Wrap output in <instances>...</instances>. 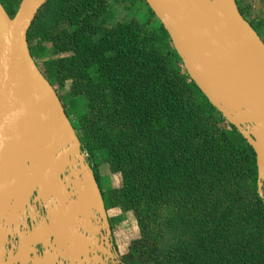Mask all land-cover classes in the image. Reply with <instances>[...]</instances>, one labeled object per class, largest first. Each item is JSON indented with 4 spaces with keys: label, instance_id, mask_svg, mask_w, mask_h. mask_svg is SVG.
Instances as JSON below:
<instances>
[{
    "label": "trees",
    "instance_id": "obj_1",
    "mask_svg": "<svg viewBox=\"0 0 264 264\" xmlns=\"http://www.w3.org/2000/svg\"><path fill=\"white\" fill-rule=\"evenodd\" d=\"M109 1L47 0L27 43L68 119L65 83L86 99L87 111L69 121L97 182L102 164L121 177L101 189L105 208L133 212L139 237L118 263L264 264V182L259 195L253 150L190 80L149 8L144 22L107 27ZM19 3L0 0L9 17ZM37 37L58 57L41 60Z\"/></svg>",
    "mask_w": 264,
    "mask_h": 264
},
{
    "label": "water",
    "instance_id": "obj_2",
    "mask_svg": "<svg viewBox=\"0 0 264 264\" xmlns=\"http://www.w3.org/2000/svg\"><path fill=\"white\" fill-rule=\"evenodd\" d=\"M143 1L190 80L253 150L261 195L264 43L236 0ZM46 2L20 0L13 17L0 4V264H117L102 191L57 93L29 52L27 32ZM66 170L73 181L63 176ZM31 200L48 202L46 219L15 233L6 255L1 245L10 223ZM37 246L49 250L37 253Z\"/></svg>",
    "mask_w": 264,
    "mask_h": 264
},
{
    "label": "rangeland",
    "instance_id": "obj_3",
    "mask_svg": "<svg viewBox=\"0 0 264 264\" xmlns=\"http://www.w3.org/2000/svg\"><path fill=\"white\" fill-rule=\"evenodd\" d=\"M236 3L238 8L241 10L242 17L254 27L255 32L258 34V36L264 43V0H236ZM108 6H109L108 12H106L101 17L102 21L107 27H110L117 22H124L131 19H135L138 22H144L150 17L147 5L141 1L137 2L135 6L130 7L129 4L127 3H122L121 1L118 0L117 1L111 0L108 2ZM156 23H157L156 20L152 19L151 25H156ZM44 24L45 26L49 24V17L44 20ZM35 42L39 43L40 46L44 48L43 51L44 55L43 58H41V60H51L58 57L53 54L52 45L50 43L45 42V40L42 37L35 38ZM70 86H71V81H67L65 83L64 88L62 90H59V94L64 95L67 94L68 92V97L67 99H65L66 104L69 107V109L74 110L69 119L71 123H75L76 117L80 113L87 111V101L85 98L79 95L78 92H74V94L69 93ZM222 126L228 128V125L225 123L222 124ZM97 173L100 177L99 186L100 189H103V191H106L110 188L118 187L121 183L120 175L117 173L110 172L109 168L105 164H102L98 167ZM126 214H129L128 221H130L129 223L130 228H128L127 231L126 229H122V228H120L119 230L120 232L119 237L122 239V235H123V238L125 239L123 245L128 244L130 241H132L131 238L139 237L137 222L135 220L133 212H127ZM121 226L122 225H120V227ZM120 251L121 253H123L125 250L124 251L120 250Z\"/></svg>",
    "mask_w": 264,
    "mask_h": 264
},
{
    "label": "flooded vegetation",
    "instance_id": "obj_4",
    "mask_svg": "<svg viewBox=\"0 0 264 264\" xmlns=\"http://www.w3.org/2000/svg\"><path fill=\"white\" fill-rule=\"evenodd\" d=\"M77 168H78V166H75L74 170L75 169L77 170ZM69 173L70 172L68 170H66V172H65V174L63 176L64 177L69 176ZM63 176H62V178H63ZM69 177H70V179L72 181L74 180L73 176H69ZM98 185H99V183H98ZM68 191H69V189H68ZM47 204H48V202H45V203H43V202H33L31 200L30 204L25 207L23 212L18 213L16 218L13 219V221L10 223V226H9L10 234H8V236H7V242L5 244L1 245L3 247V249L5 250V252H6V255L15 246V243H16L15 242V238H14V236L16 235L15 233H17V232H27V231H29L32 228L38 227V225L41 224V222L43 220L45 221V219H46L45 218V211H46L45 207L47 206ZM51 205H53V203ZM106 212H107V210H106ZM108 219H109V217H108ZM109 223H110V220H109ZM110 227H111V224H110ZM111 232H112V228H111ZM111 240H112L111 241L112 242V247L116 251V247H115V244H114L112 233H111ZM37 250H38L37 253H40V252H43V251H48L49 248H47V249L46 248H43V249L41 248L40 249V247L37 246ZM0 252H1V249H0ZM118 259H119V256L117 258V261H118ZM65 264H67V263H65ZM117 264H119V263H117Z\"/></svg>",
    "mask_w": 264,
    "mask_h": 264
},
{
    "label": "crops",
    "instance_id": "obj_5",
    "mask_svg": "<svg viewBox=\"0 0 264 264\" xmlns=\"http://www.w3.org/2000/svg\"><path fill=\"white\" fill-rule=\"evenodd\" d=\"M107 215H108L109 220H110V224H111V228H112V232L111 233H112V237H113L114 244H115V247H116V251H118L117 252L118 254H121L120 250H122V251L125 250L126 251L128 244H124L123 245V242H124L125 239L123 238V235H122V239L119 237V234H120L119 230H120V228H122V229H126V231H127L128 228H130L129 227L130 226L129 225L130 221H128L129 214L125 213V214H122V215L118 216V214L116 212H114L113 210H109V211H107ZM120 225H122V226L120 227ZM134 239H137V237L131 238V240H134Z\"/></svg>",
    "mask_w": 264,
    "mask_h": 264
}]
</instances>
